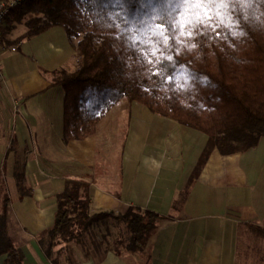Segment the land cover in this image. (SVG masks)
I'll return each mask as SVG.
<instances>
[{"label":"crops","instance_id":"0c3cea01","mask_svg":"<svg viewBox=\"0 0 264 264\" xmlns=\"http://www.w3.org/2000/svg\"><path fill=\"white\" fill-rule=\"evenodd\" d=\"M5 28L0 175L7 233L25 264H52L39 236L52 227L68 179L89 184L91 213L122 216L133 206L164 220L141 252L85 258L71 245L72 262L59 264H264V137L242 153L213 149L198 168L206 135L123 100L94 135L64 143V91L51 83L74 68L76 39L56 26L17 41L24 30Z\"/></svg>","mask_w":264,"mask_h":264},{"label":"trees","instance_id":"16d2710c","mask_svg":"<svg viewBox=\"0 0 264 264\" xmlns=\"http://www.w3.org/2000/svg\"><path fill=\"white\" fill-rule=\"evenodd\" d=\"M7 9L2 33L22 25L17 41L56 26L77 40L74 68L51 83L64 91V143L94 135L123 100L206 135L198 168L213 149L242 153L264 137V0H17ZM8 205L5 192L0 255L25 264L7 233ZM163 220L133 206L91 213L89 184L68 179L39 243L52 264L66 251L72 262L71 244L85 258L141 252Z\"/></svg>","mask_w":264,"mask_h":264},{"label":"rangeland","instance_id":"374dc122","mask_svg":"<svg viewBox=\"0 0 264 264\" xmlns=\"http://www.w3.org/2000/svg\"><path fill=\"white\" fill-rule=\"evenodd\" d=\"M20 29L21 30H25L24 29V27L21 25L20 26ZM77 41V40H76ZM17 171V176L20 174V172H21V170H16ZM4 180V185H2L1 187H0V211H1V205H2V199H3V194L8 190L7 188V185L5 184V182L7 181V178H6V180H5V178L3 179ZM113 227H115L116 226V224H113L112 225ZM113 231H116V229L115 228H113ZM92 232L94 233V234H96V232L98 233L99 231H97V230H95V229H92ZM99 233H101V232H99ZM96 236H97V238H98V234H96ZM71 245H73V244H71ZM71 245L69 246V249L70 250H73V253H74V248H71ZM73 247H75L74 245H73ZM77 250H79V251H81L82 252V250L79 248V247H75ZM58 249V247L57 248H55V250H54V252H53V258L54 257H56V250ZM69 252V251H68ZM68 252L66 251L65 253H62V255H59L58 256V258H59V261L60 262H62L63 260H64V258L66 257V254H68ZM82 254V253H81Z\"/></svg>","mask_w":264,"mask_h":264},{"label":"built area","instance_id":"2783aa9c","mask_svg":"<svg viewBox=\"0 0 264 264\" xmlns=\"http://www.w3.org/2000/svg\"><path fill=\"white\" fill-rule=\"evenodd\" d=\"M17 0H8V5L4 1H0V27L4 24V19L7 15V7H12L15 5ZM15 48H11V51H14ZM2 79V75L0 72V80Z\"/></svg>","mask_w":264,"mask_h":264},{"label":"snow or ice","instance_id":"6c2138e0","mask_svg":"<svg viewBox=\"0 0 264 264\" xmlns=\"http://www.w3.org/2000/svg\"><path fill=\"white\" fill-rule=\"evenodd\" d=\"M158 27L163 28V27H165V25H164L163 23H161L160 25H158ZM156 34H157V35H164L163 32L156 33ZM165 39H167V37H165Z\"/></svg>","mask_w":264,"mask_h":264}]
</instances>
